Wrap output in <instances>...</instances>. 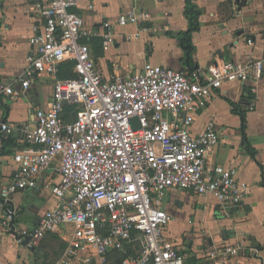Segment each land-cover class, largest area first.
I'll return each instance as SVG.
<instances>
[{"label": "built area", "instance_id": "2783aa9c", "mask_svg": "<svg viewBox=\"0 0 264 264\" xmlns=\"http://www.w3.org/2000/svg\"><path fill=\"white\" fill-rule=\"evenodd\" d=\"M33 1L41 23L30 37L20 87L0 81V110L4 96L26 92L39 74L54 78L53 96L22 127L26 147L15 153L17 168L0 187L2 225L18 246L28 248L65 225L67 244L54 264H186L182 248L168 236L172 215L164 198L169 190L182 189L210 195L224 206L243 203L248 184L238 170L209 163L219 131L212 122L199 134L192 126L225 82L262 78L264 57L185 70L146 61L123 72L116 62L112 77L104 78L84 38L99 35L105 47L112 45L116 24L135 26L124 32L127 40L140 38L158 30L152 12L136 6L121 10L96 31L74 10L81 0ZM67 62H73L75 75L59 78L60 65ZM0 126L5 136L15 129L5 120ZM54 163L55 203L35 226L22 228L15 221L13 195L36 187L39 174ZM246 248L225 244L205 255L214 264H235ZM113 252L119 253L117 261Z\"/></svg>", "mask_w": 264, "mask_h": 264}, {"label": "crops", "instance_id": "0c3cea01", "mask_svg": "<svg viewBox=\"0 0 264 264\" xmlns=\"http://www.w3.org/2000/svg\"><path fill=\"white\" fill-rule=\"evenodd\" d=\"M194 2L201 14L199 27L192 32L188 45L180 37L189 27L186 0H81L74 10L83 16L89 30L96 31L100 30L103 20H115L121 10L133 6L153 14L158 30L140 38L127 40L124 32L132 31L135 26L123 29L117 24L116 41L112 45L105 47L99 35L84 38L104 78L112 77L116 62L123 72L142 66L146 61L185 70L207 67L226 59L243 60L248 55L264 57V0ZM41 19L33 0H0V81L20 87L19 76L32 50L30 37ZM248 38L253 40L252 44L248 43ZM54 81L39 74L26 92L16 97L4 96L0 121L14 126L11 135L15 136L17 146L14 153H0V187L10 181L17 168L15 153L26 147L22 127L33 122L37 107L51 102ZM242 113L246 118L245 126ZM209 122L220 133L209 163L236 168L238 176L248 184L247 196L238 206H224L210 195L169 190L163 202L172 215L168 236L182 248L186 264H214L206 257V251L235 243L247 247L235 264H264V247H259L264 244V74L258 80L225 82L215 89L208 105L198 113L193 133L202 132ZM4 139L0 126V150ZM58 179L54 163L39 174L36 187L13 195L12 203L17 208L15 221L19 226L25 229L35 226L41 214L54 205L51 186ZM1 222L0 208V264H54L65 250V225L48 233L34 248H28L18 246ZM118 254L112 253L116 261Z\"/></svg>", "mask_w": 264, "mask_h": 264}, {"label": "trees", "instance_id": "16d2710c", "mask_svg": "<svg viewBox=\"0 0 264 264\" xmlns=\"http://www.w3.org/2000/svg\"><path fill=\"white\" fill-rule=\"evenodd\" d=\"M185 13L189 19V27L182 34H180V37L183 40V42L188 45L191 41L192 32L199 27V16L201 14V11L197 8V5L195 4L194 0H186ZM60 67L61 69L59 71V76L61 78L75 75V72L73 70V62L63 63L60 65ZM73 108L74 107L72 105H67L66 110L70 111L73 110ZM68 114L69 113H67V115ZM242 118H243V124L245 126L246 118L244 113H242ZM16 146H17V142L15 136L11 134L5 136L0 153L2 154L14 153L16 151L15 150ZM251 152L252 154H255V151L253 149H251ZM259 247H264V244H260Z\"/></svg>", "mask_w": 264, "mask_h": 264}, {"label": "water", "instance_id": "95a60500", "mask_svg": "<svg viewBox=\"0 0 264 264\" xmlns=\"http://www.w3.org/2000/svg\"><path fill=\"white\" fill-rule=\"evenodd\" d=\"M135 122V126H137V123H136V121H134ZM224 231V233H225V236H226V230H223Z\"/></svg>", "mask_w": 264, "mask_h": 264}, {"label": "rangeland", "instance_id": "374dc122", "mask_svg": "<svg viewBox=\"0 0 264 264\" xmlns=\"http://www.w3.org/2000/svg\"><path fill=\"white\" fill-rule=\"evenodd\" d=\"M58 77H60V76H59V73H58ZM180 241H181V240H180Z\"/></svg>", "mask_w": 264, "mask_h": 264}]
</instances>
